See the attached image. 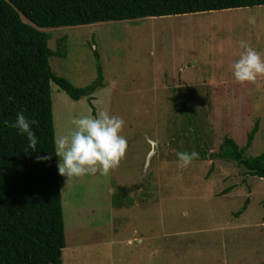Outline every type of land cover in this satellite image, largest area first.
Here are the masks:
<instances>
[{
  "label": "rangeland",
  "instance_id": "374dc122",
  "mask_svg": "<svg viewBox=\"0 0 264 264\" xmlns=\"http://www.w3.org/2000/svg\"><path fill=\"white\" fill-rule=\"evenodd\" d=\"M44 30L64 52L50 59L58 76L85 87L99 64L104 75L91 103L52 82L56 135L108 110L128 141L107 175L60 174L63 263L264 264V178L212 156L257 122L246 155L264 152V76L242 84L232 70L242 40L264 55V5ZM182 151L199 155L180 168Z\"/></svg>",
  "mask_w": 264,
  "mask_h": 264
},
{
  "label": "trees",
  "instance_id": "16d2710c",
  "mask_svg": "<svg viewBox=\"0 0 264 264\" xmlns=\"http://www.w3.org/2000/svg\"><path fill=\"white\" fill-rule=\"evenodd\" d=\"M261 5L264 0H0V264H64L67 243L54 152L52 82L74 100L89 97L90 103L93 93L104 87L101 64L97 79L85 87L58 76L50 59L64 52L49 46L50 34L44 29ZM19 111L38 121L33 125L39 138L34 151L26 136L3 123L14 122ZM258 131L257 122L244 146L226 137L212 156L233 160L250 175L264 178V152L246 155ZM49 155L50 160L38 159Z\"/></svg>",
  "mask_w": 264,
  "mask_h": 264
},
{
  "label": "clouds",
  "instance_id": "9594fccd",
  "mask_svg": "<svg viewBox=\"0 0 264 264\" xmlns=\"http://www.w3.org/2000/svg\"><path fill=\"white\" fill-rule=\"evenodd\" d=\"M244 50L239 59L232 65L233 76L239 82L255 81L264 76V55L252 48L246 41H240ZM4 125L17 130L19 135L26 136L28 146L37 149L39 138L33 130L38 121L28 118L24 111H19L15 121H3ZM72 128L54 138V152L60 157L57 164L59 173L73 178L100 173L107 175L116 168L125 156L128 141L122 130L125 121L122 117L101 110L96 115L84 114L71 119ZM195 151H182L177 154L178 167L186 168L198 157ZM39 160H50L51 156L38 157Z\"/></svg>",
  "mask_w": 264,
  "mask_h": 264
},
{
  "label": "crops",
  "instance_id": "0c3cea01",
  "mask_svg": "<svg viewBox=\"0 0 264 264\" xmlns=\"http://www.w3.org/2000/svg\"><path fill=\"white\" fill-rule=\"evenodd\" d=\"M234 83H235V82H234ZM247 83H248V82H247ZM235 84H236V83H235ZM239 84H240V85H242V84H243V82H242V84H241V83H239ZM239 84H238V85H239ZM237 98H239V97H237Z\"/></svg>",
  "mask_w": 264,
  "mask_h": 264
}]
</instances>
